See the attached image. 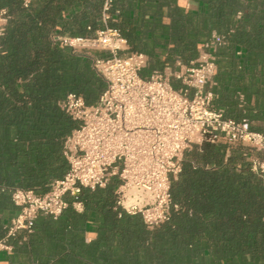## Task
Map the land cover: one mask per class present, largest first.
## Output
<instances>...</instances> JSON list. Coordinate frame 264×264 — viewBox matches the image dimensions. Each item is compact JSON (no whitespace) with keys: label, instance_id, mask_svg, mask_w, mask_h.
Returning a JSON list of instances; mask_svg holds the SVG:
<instances>
[{"label":"trees","instance_id":"1","mask_svg":"<svg viewBox=\"0 0 264 264\" xmlns=\"http://www.w3.org/2000/svg\"><path fill=\"white\" fill-rule=\"evenodd\" d=\"M131 1L111 0L107 26L119 31L128 53L147 57L142 77L189 66L215 33L222 44L213 52L212 107L237 122L253 118L250 96L264 100V0H192L205 13L185 11L176 0L161 5L145 0L134 18ZM104 3L28 0L24 6L25 0H0L8 18L0 36V241L17 214L10 190L43 196L68 170L64 141L76 123L59 104L74 94L93 105L106 88L93 60L108 55H79L61 41L91 38L103 29ZM161 44L170 46L164 61L157 57ZM246 76L255 78L256 88L245 84ZM172 85L179 88L174 80ZM115 187L111 181L94 191L82 189L76 197L81 213L67 199L58 218L39 217L26 241L34 259L42 264L91 257L95 264H264V185L249 168L247 149L227 152L223 145L203 144L185 152L170 187L178 211L154 230L115 207ZM88 223L96 233L89 245L83 236Z\"/></svg>","mask_w":264,"mask_h":264},{"label":"built area","instance_id":"2","mask_svg":"<svg viewBox=\"0 0 264 264\" xmlns=\"http://www.w3.org/2000/svg\"><path fill=\"white\" fill-rule=\"evenodd\" d=\"M110 4L111 0H105L104 27L91 38L61 39L76 54L108 55L93 60L106 88L93 105L74 94L59 104L76 123L64 141L68 170L43 196L10 190L17 214L5 228L0 251H10L9 241L19 233L31 234L39 217L58 218L68 207L67 199L80 209L76 197L82 189L94 191L111 181L116 182L115 207L140 217L147 230L156 229L170 220L172 211H178L172 205L170 187L181 172L184 153L203 144L223 145L227 152L236 147L247 149L249 168L264 185V134L252 131L246 120L224 118L222 111L212 107L213 52L222 39L213 33L197 59L179 71H154L142 77L147 57L128 53L119 31L107 26ZM7 19V12L0 8V36ZM172 80L179 83L178 89Z\"/></svg>","mask_w":264,"mask_h":264},{"label":"crops","instance_id":"3","mask_svg":"<svg viewBox=\"0 0 264 264\" xmlns=\"http://www.w3.org/2000/svg\"><path fill=\"white\" fill-rule=\"evenodd\" d=\"M153 5H161L162 3H165L164 0H152L151 1ZM145 0H132V8H134V11H131L130 15L132 18L137 16L138 14V9L141 7L143 4H145ZM176 3L178 6L183 8L185 11H200L205 13L206 8L197 5L194 3L192 0H176ZM162 12H165L164 9H162ZM149 18L151 17L149 12L147 15ZM165 19V18H164ZM170 48L167 44H161L158 45L157 47V57L159 56L161 61L165 60V54L164 51L166 49ZM237 56L241 55V51L238 50L236 53ZM179 63L176 62L175 64V69L178 67ZM174 69V70H175ZM173 70L170 67L164 68V72L169 74ZM245 84H251L254 88H256V81L255 78L251 76H246L244 79ZM240 99L242 100L243 96L240 94L239 95ZM248 106L250 107V111L252 113L253 118L249 121L250 127L252 131L264 134V100L256 98L255 95H251L250 99L248 101ZM17 210V209H16ZM74 210L77 213H81L83 211V207L80 209H75ZM84 243L89 245L90 243H93L95 238H96V233L95 229L92 223H88L86 230L84 232ZM28 237L25 236L23 233H19L16 238L12 239L9 241V245L11 246L10 251H0V264H42L39 261L35 260L34 257L31 254L30 249L26 245ZM70 263L67 264H95L96 259L95 257H91V259H72V261H69ZM45 264H66L63 262V259H55V260H50Z\"/></svg>","mask_w":264,"mask_h":264}]
</instances>
